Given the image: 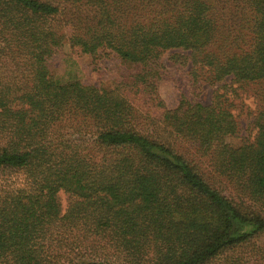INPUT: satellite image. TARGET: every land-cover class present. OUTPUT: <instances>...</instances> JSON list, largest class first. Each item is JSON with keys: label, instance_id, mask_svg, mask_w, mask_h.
<instances>
[{"label": "trees", "instance_id": "1", "mask_svg": "<svg viewBox=\"0 0 264 264\" xmlns=\"http://www.w3.org/2000/svg\"><path fill=\"white\" fill-rule=\"evenodd\" d=\"M64 45L128 71L60 82ZM168 51L210 104L160 99ZM0 264H264V0H0Z\"/></svg>", "mask_w": 264, "mask_h": 264}, {"label": "rangeland", "instance_id": "2", "mask_svg": "<svg viewBox=\"0 0 264 264\" xmlns=\"http://www.w3.org/2000/svg\"><path fill=\"white\" fill-rule=\"evenodd\" d=\"M168 51L161 61L165 66V74L158 85V95L168 108L177 106L183 96L192 103L210 104L218 85L211 86L202 81L200 76L194 77L190 65L173 64L167 60L171 53ZM52 75L60 82L78 80L84 85H92L97 88H112L128 71L125 65L113 56L100 57L95 60L89 55L72 52L67 45L55 54L49 61ZM228 82V81H227ZM237 85H233V88ZM258 90L254 87H246L238 90L237 97H230L233 103V113L238 123V133L226 139L233 147H237L245 140H252L255 135L254 118L261 105ZM189 157L205 172L209 171L205 158H200L194 150H190ZM211 177V175H209ZM218 184V183H217ZM220 184V183H219ZM221 188L228 192L227 184L223 180ZM60 201L64 206L66 196L60 195Z\"/></svg>", "mask_w": 264, "mask_h": 264}]
</instances>
